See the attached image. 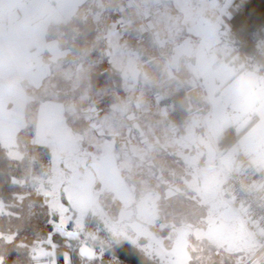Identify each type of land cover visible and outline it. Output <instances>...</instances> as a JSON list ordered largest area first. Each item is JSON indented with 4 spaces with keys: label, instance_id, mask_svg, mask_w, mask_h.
Listing matches in <instances>:
<instances>
[{
    "label": "rangeland",
    "instance_id": "374dc122",
    "mask_svg": "<svg viewBox=\"0 0 264 264\" xmlns=\"http://www.w3.org/2000/svg\"><path fill=\"white\" fill-rule=\"evenodd\" d=\"M133 1H117L107 55L98 44L99 59L86 58L78 75L70 71L77 85L68 94V79L60 81L69 73L55 66L58 57L70 66L81 44L73 43L83 11L71 10L75 5H66L63 31L70 36L62 51L50 38L44 65L37 49L16 53L15 71L0 69V141L17 163V195L30 210L46 209L40 243H52L47 221L62 214L70 221L67 235H84L80 250L89 259L103 241L120 238L163 264H249L262 238L248 228L246 207L230 201L225 175L237 163L236 150L216 144L227 128L226 105L205 90L195 63L201 49L231 52L220 39L233 0ZM44 7L60 17L59 5ZM127 7L140 13L128 16ZM25 37L17 34L15 49ZM180 89L190 105L186 122L176 124L172 105L161 101ZM247 110H236L233 121ZM70 112L77 121H69ZM250 264H264V254Z\"/></svg>",
    "mask_w": 264,
    "mask_h": 264
},
{
    "label": "trees",
    "instance_id": "16d2710c",
    "mask_svg": "<svg viewBox=\"0 0 264 264\" xmlns=\"http://www.w3.org/2000/svg\"><path fill=\"white\" fill-rule=\"evenodd\" d=\"M117 1L124 0H97L93 7L92 18L86 24L78 22V28L74 27V40L81 42L80 46L71 45L75 49V61L71 62L70 66L64 65L61 60L64 57H58V63L55 70L59 74L60 70H63V75L59 78L64 80L68 79L69 84L65 88L66 94H68L77 83L73 81L70 71H74L75 75L78 69L83 68L85 65L83 61L87 58L95 56L98 57L97 48L98 44L104 47V53L108 52L107 45L109 34L113 32V24L116 23L117 15H112L115 11L114 8H119ZM91 0H87L84 3L85 8ZM133 5L135 2L129 0ZM126 4L127 1L125 2ZM138 9V11H137ZM132 10V7H127L128 13L132 12L140 13L139 8ZM229 15L224 17L225 23L221 25V29L224 31L228 27V33L221 36V43H227L231 52L225 57V60L234 70L235 75L239 76L245 72H254L257 74H264V0H233L228 8ZM95 18L97 20H95ZM106 19H108L106 21ZM94 23L93 27L98 26V30L94 31L90 28V25ZM69 26H66V28ZM64 28H53L52 32L48 34V42L50 38H54L56 44L60 46L58 51H62L64 40L69 38L68 32L63 31ZM68 31V28H67ZM108 32H110L108 34ZM54 34V35H53ZM58 35V36H56ZM51 36V37H50ZM76 37V38H75ZM85 37V38H84ZM112 38V37H111ZM102 49V48H101ZM86 52L89 54L86 55ZM97 52V53H96ZM96 53V54H95ZM93 55V56H92ZM97 55V56H96ZM88 56V57H87ZM95 57L93 59H95ZM49 61L46 57V61ZM82 62V63H81ZM74 63V65H73ZM80 63L81 66H76ZM41 65H44L43 63ZM59 70V71H58ZM86 72V71H85ZM58 77V75H56ZM82 83V81H81ZM55 93L56 89L53 88ZM59 89V87H58ZM79 88L75 89L77 91ZM70 102L73 103V97H69ZM172 105L170 109V119L176 124H183L186 122L190 98L184 89L176 91L172 96L162 100ZM68 114L70 122L77 121V114L71 116ZM71 118H73L71 120ZM240 133H236L235 129L230 126L227 127L223 133L221 139L216 143L220 151L227 150L232 147L241 136ZM238 156V157H237ZM236 159L239 158V155ZM17 172V163L7 154V150L0 141V264H41V261L37 258L36 250H31V246L35 245L39 247H48L56 252L57 264H63V254L65 252L72 254V264H107L110 258H116L123 264H163L157 257L151 256L143 252L135 244L124 240L116 239L110 241H103L102 245L96 247V256L89 259L83 255L81 257L78 253L85 241H83L84 235L77 233L75 237L71 236L70 240H67L59 235L52 236V243H40V238L43 237V231L45 228V218L47 216L46 209L40 207L38 210L34 208L28 209L26 199L17 195V188L15 186L13 177ZM233 172V171H232ZM230 172L228 175H230ZM227 186V183H226ZM232 199V198H231ZM235 205L239 204L231 200ZM45 217V218H44ZM249 229H252L250 223L247 224ZM259 237L256 235V238ZM48 261L46 257L42 262ZM43 264V263H42Z\"/></svg>",
    "mask_w": 264,
    "mask_h": 264
},
{
    "label": "crops",
    "instance_id": "0c3cea01",
    "mask_svg": "<svg viewBox=\"0 0 264 264\" xmlns=\"http://www.w3.org/2000/svg\"><path fill=\"white\" fill-rule=\"evenodd\" d=\"M86 1L0 0V69L6 65L11 71H15L17 69L16 53L21 51L34 53L40 49L43 54L40 57V62L43 63L47 57V53L44 54L43 51H46L48 34L56 25H59L58 28L66 27L67 25H64L66 20L63 19H67L71 10L75 12L80 8L83 9ZM48 4L59 5L58 14L60 17L55 19L52 12L46 11L44 6ZM69 4L75 5V8L67 10L68 6L66 5ZM20 32H27L29 38L25 37L23 45L15 49L13 40ZM8 35H12L11 38ZM197 55L195 63L198 80L208 93H216L217 97H222V101L226 105L227 112L222 116L223 127L232 126L235 132L241 135L232 146L236 150L235 158L239 155L232 171L242 172L250 165L259 166L264 170V74L245 72L236 76L234 70L225 60L224 54L217 55V48L215 50L214 48L201 49ZM245 104L248 108L247 112L241 116L242 118L236 115L238 119L233 121L232 114L242 106L244 107ZM211 113H213L212 110L209 115L213 119ZM209 136L213 140L210 134ZM46 257L48 256H37L38 260L46 259ZM49 257L51 263L56 261V255L54 258L53 254ZM42 261L41 264H49L48 261Z\"/></svg>",
    "mask_w": 264,
    "mask_h": 264
},
{
    "label": "built area",
    "instance_id": "2783aa9c",
    "mask_svg": "<svg viewBox=\"0 0 264 264\" xmlns=\"http://www.w3.org/2000/svg\"><path fill=\"white\" fill-rule=\"evenodd\" d=\"M238 157V156H237ZM232 200L246 207L247 217L254 233L262 238V246L256 251L249 264L264 254V170L250 165L242 172L233 171L227 180ZM107 264H123L110 258Z\"/></svg>",
    "mask_w": 264,
    "mask_h": 264
},
{
    "label": "snow or ice",
    "instance_id": "6c2138e0",
    "mask_svg": "<svg viewBox=\"0 0 264 264\" xmlns=\"http://www.w3.org/2000/svg\"><path fill=\"white\" fill-rule=\"evenodd\" d=\"M70 221L66 220L62 214H60L57 218V216L51 215L50 218L47 221L49 226L51 227V231L49 232V238L52 236L59 235L67 240L71 239L70 235H67V226ZM81 257H83V251L80 250L78 253ZM52 264H57V262L54 260ZM63 264H72V254L71 253H65L63 254Z\"/></svg>",
    "mask_w": 264,
    "mask_h": 264
},
{
    "label": "flooded vegetation",
    "instance_id": "af4514ba",
    "mask_svg": "<svg viewBox=\"0 0 264 264\" xmlns=\"http://www.w3.org/2000/svg\"><path fill=\"white\" fill-rule=\"evenodd\" d=\"M97 0H91V2L85 7L83 8V11L79 17V22L83 23V24H86L90 18H92V15H93V7L94 5L96 4ZM86 13V16L85 18H83V15ZM95 20H97L95 18ZM75 28H78V26H75Z\"/></svg>",
    "mask_w": 264,
    "mask_h": 264
},
{
    "label": "water",
    "instance_id": "95a60500",
    "mask_svg": "<svg viewBox=\"0 0 264 264\" xmlns=\"http://www.w3.org/2000/svg\"><path fill=\"white\" fill-rule=\"evenodd\" d=\"M85 16H86V13L83 15V18H85ZM228 178H229V175L228 174H226L225 175V184L227 183V180H228ZM231 201V200H230ZM231 203H233L232 201H231ZM252 231V230H251ZM253 233V232H252ZM254 234V237H255V233H253ZM262 246V244H260V247Z\"/></svg>",
    "mask_w": 264,
    "mask_h": 264
}]
</instances>
